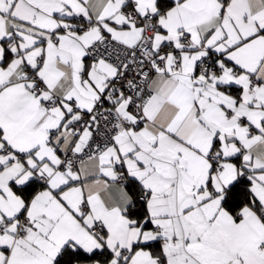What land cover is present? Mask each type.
Segmentation results:
<instances>
[{"label": "snow or ice", "instance_id": "obj_1", "mask_svg": "<svg viewBox=\"0 0 264 264\" xmlns=\"http://www.w3.org/2000/svg\"><path fill=\"white\" fill-rule=\"evenodd\" d=\"M0 264H264V0H0Z\"/></svg>", "mask_w": 264, "mask_h": 264}]
</instances>
